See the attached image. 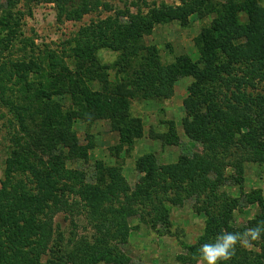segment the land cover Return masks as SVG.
<instances>
[{
  "label": "rangeland",
  "instance_id": "rangeland-1",
  "mask_svg": "<svg viewBox=\"0 0 264 264\" xmlns=\"http://www.w3.org/2000/svg\"><path fill=\"white\" fill-rule=\"evenodd\" d=\"M109 1L111 9L101 6L81 20L58 21L56 0H0V264H50L47 260L57 253L55 239L37 253L41 230L50 217L60 224L66 234L65 242L68 236L79 243L83 236L87 240L82 243L94 242V236L99 235L95 233L97 211H109L108 207L143 186L140 179L145 173L138 164L143 155H154L159 165H173L184 156L187 160L196 153L203 154L207 142L213 143L219 134L223 135L222 129L217 133L219 127L214 122L205 126L212 130L210 136L200 129L194 134L187 131L183 123L187 116L184 99L190 95L189 86L195 79L177 74L171 81L164 78L166 70L161 67L166 68L179 57L199 61L207 42L219 50L247 40L246 36L235 34L239 35V29L231 20H225L231 13L227 8L229 0H210L202 12L189 16L186 25L169 21L149 28L151 31L141 38L146 45L157 48V59L151 50L141 59L134 58L129 71L118 70L120 51L100 48L98 61L95 60L99 66H91L99 68L100 74L105 73L112 84L105 82L104 75L98 76L104 81L98 80L99 87L102 82L103 88L110 87L107 95L115 93L109 101L55 92L59 90L56 78L60 76L53 70L59 59L57 53L74 60L69 50L63 51V42L80 28L100 26L99 21L112 19L114 25L103 24L98 34L109 33L111 27L121 24L129 39L140 42L136 32L145 30L131 23L132 16L163 3L180 4L179 0ZM78 2L71 0L69 4ZM257 2L264 6V0ZM238 15L245 24L249 21L247 12L240 11ZM256 21L254 27H258ZM227 29L230 35L225 37ZM209 36L215 39L209 40ZM218 36L222 37L218 40ZM140 64L144 70H136ZM83 74L82 77L91 75L89 70ZM162 79L168 83L160 96L144 99L137 93L139 87L143 88L140 84L149 80L158 84ZM211 85L221 91L214 90L212 100L196 103L201 118L211 102L224 109L226 104L222 101L232 92L216 82ZM262 87L251 85L246 90L253 95L262 94ZM232 95L230 102L239 103ZM93 103L98 105L87 108ZM125 105L129 106L126 121L118 124L109 114ZM251 107L255 109V105ZM232 115L230 112L229 117ZM127 122L139 124L142 131L141 136L132 137V143H122L120 139L119 128ZM67 129L72 131L70 137H62ZM232 129L231 136L223 137L217 151L212 148L217 154L213 164H219L222 174L213 177L215 186L209 188H217L219 196L209 205L210 210L202 207L206 204L204 196L178 192L169 177L177 174L168 172L167 186L159 179L154 187L146 188L149 193L145 203L127 221L126 240H111L118 245L120 260L97 264H204L198 254L201 244L211 242L221 231L243 233L255 227L257 221H264V160L256 157L255 147L239 143L248 127L242 126L240 132L236 126ZM74 133L76 138L71 143ZM223 147L228 150L221 154ZM20 156L21 161L16 158ZM220 199L223 203L232 201L228 218L227 213L218 214ZM160 205L167 211L166 219L159 218ZM217 218L223 221L218 223ZM58 233L54 232L53 237ZM60 259L57 264H61ZM228 264H264V236L251 240L247 247L238 243Z\"/></svg>",
  "mask_w": 264,
  "mask_h": 264
},
{
  "label": "trees",
  "instance_id": "trees-1",
  "mask_svg": "<svg viewBox=\"0 0 264 264\" xmlns=\"http://www.w3.org/2000/svg\"><path fill=\"white\" fill-rule=\"evenodd\" d=\"M70 1L71 0H56L59 10L57 15L58 21H63L65 19L75 21L81 20L86 14L99 9L101 6L105 9L112 8L109 0H79L76 5L72 3L69 4ZM179 1L180 4L171 5L163 3L149 9L146 13L132 16L131 23L145 30L140 33L136 32L137 39H140V42L129 39L131 37L128 31L126 28L120 27L122 26L121 24L111 27L112 30L109 33L105 32L106 34H98L99 28H101L103 24H107L108 26L110 24L114 25L112 19L99 21L98 23L101 24L100 26L91 24L85 28H80L73 37L67 38V40L63 42L65 45L63 51L66 52L65 49L69 50L74 60H70L69 55V58L66 60L61 54L57 53L59 59H57L58 62L54 64L53 70L55 73L58 72L60 76L56 78L59 90L55 92L58 94H61V92H69L73 98L81 94L86 98L88 97L89 100L97 98L99 101L103 98L109 101L115 97V93H113V95H107L106 89L110 87L103 88L102 82L104 81L100 80L98 77L99 75H104L105 82L111 86L112 84L105 78V73L101 72L102 74H100L99 68H96L95 65L91 66V64L95 63L98 65V62L95 61L97 60L98 50L104 47L120 51L117 66L119 71L124 72L131 69V63L136 61L134 58L141 59L142 56L149 54L151 50V55H156L153 58L157 59V48L154 45H146L141 38L143 35L149 33L148 31H151L149 28H153L161 22L165 23L169 21H179L180 24L186 25L191 14L202 12L210 2V0ZM257 1L259 0H229L230 6L227 7L231 9V13H229V18L226 16L225 20H231V22L236 25V29H239V35L237 32H235V34L238 37L244 35L247 37V40L230 44V46L227 45L223 49L221 47L219 48L220 52L218 46L214 45V48L210 47L212 44L207 42L204 44L206 49H204L203 57H201L199 61H192L186 57H179L176 62L168 65L166 68L161 67L166 70L164 78L172 79L171 81L176 79L177 74L192 75L195 79L191 86H189L190 95L184 99L187 116L183 118V123L187 131L194 134L200 129L210 136L212 130L210 128L209 130L206 129L205 126L211 125L214 122V125L216 124V127H219L217 133L222 129V137L221 134H216L218 136L214 139L213 143L207 142L205 144L203 154L196 153L193 158H188L187 160L186 156H184L173 165H159L155 161L154 155H143L138 161L141 171L145 173L140 179L143 186H139L137 192H132L127 198L125 197V200L119 201L108 207L109 211L96 210L95 233H99V235L94 236L95 241L92 243H82L86 242L87 236L81 237L80 240L82 242L80 243L68 236V240L65 242L63 238H66V234L60 230V224H55L54 218L50 217L46 221L45 227L43 226L40 233V241L37 243V248L40 247L37 253H40L43 249L45 250V248L48 247L52 240L55 239L53 243L58 242L55 243L57 252L55 257L52 256L47 262L50 264H57L59 258H61L59 260L61 264H97L102 260L111 261L112 263L118 262V260H120V253L117 251L119 250L118 245L111 240H126L128 232L127 221L130 216L137 215L139 208L145 203L147 194L149 193L146 188L154 187L159 179L163 180L167 186L168 182L165 180L168 177L166 176L168 172H175L177 174L169 177L173 179L171 185H174L178 192L181 191V193L184 194L183 191H185L186 194L196 193L197 196H204L205 199L203 202L206 204L202 207L206 210H210L211 206L209 205H212L214 198L219 199V196L216 195L217 188L212 190H209V188L215 186L213 177L222 174L219 164H213L217 155L216 147L221 145L220 142L225 135L229 136L230 134L231 136L233 126L237 127L238 130L236 129V131L238 132H240L239 129H241L242 126L245 125L248 127L247 132L241 135L239 143L240 145L243 143L245 147H255L257 151L256 157L260 161L264 160V6H261ZM240 11H245L248 14L249 21L246 24L239 18L238 13ZM260 15H262V18H259ZM256 20L258 21V27L257 25H255V27L253 25V22ZM254 28H257L258 31ZM229 35L230 31L227 29L224 32V36L228 37ZM221 37L222 36H218L217 39L219 40ZM208 39L213 40L215 38L209 36ZM143 60L146 62L148 61L146 57ZM136 68L137 67H134V70ZM144 68V65L140 64L136 70L139 69L140 71L144 70ZM84 70H89L91 75L82 77L84 75ZM86 79H88V83ZM98 80L102 81L100 87ZM214 82L224 86L227 91L232 89V92L229 96L226 94L222 101V103L225 102L226 104L224 109L221 110L214 107V102H211V104L209 103L206 106L207 110L201 118L198 111H196V103H204L206 100H212L213 95H215L214 90L218 92L221 91L219 88L217 89V86L211 85V83ZM131 83H134V80H131ZM167 83L165 79H162L158 84H156L154 80H149V82L144 85L143 83L140 84L143 88L139 87L140 92L137 93L144 97V99L156 98L157 95L160 96L162 94ZM251 85L263 86L262 94L257 92V95H253L249 90L247 91V86ZM102 88L103 90H101ZM236 93H238V95H236ZM119 95L121 97L123 96V94ZM231 95L234 96V99L238 100L239 103H231ZM48 99L50 100L49 97ZM117 99H115V101H117ZM78 101V103L83 105V102H80L81 100ZM51 103H53L52 100ZM95 105H98V103L90 104V106L88 104L87 108L91 109V107H95ZM190 105L192 108H190ZM252 105H255V109L251 107ZM47 108H50V105ZM128 108L129 106L127 105L119 107L109 115L119 124V121H126L125 116L128 114ZM230 112H233V117H229ZM239 117H242V119H239ZM219 122H221V124L225 123V125L220 127L218 124ZM119 129L122 143H132V137H139L142 135L139 124L136 126L127 122L126 126ZM71 133L72 131L70 129L68 131L67 129V132H62V137L66 135L70 137ZM75 138L76 136L74 133L71 138V143H73ZM63 140L65 139L63 138ZM67 144L70 145L69 141ZM71 146L78 147L76 144H71ZM212 148L216 151L212 150ZM226 150H228V148L223 147L220 151L221 154ZM16 158L20 161L22 160L21 156ZM26 159L28 158L25 157L24 160ZM229 203H232V201L226 200L225 203H223L221 199L218 201L220 207L218 212L219 215H221L222 212L228 214L226 216L227 218L231 215L232 206ZM71 210L70 212L74 213ZM157 211L160 216L159 218L166 219L167 211L163 209L161 205ZM223 217L225 216H222L221 219H224ZM222 221L223 220L217 218L218 223ZM56 231H59V233ZM52 232L58 233V235L53 237ZM50 250L51 252L54 251L51 248ZM73 257H75V260Z\"/></svg>",
  "mask_w": 264,
  "mask_h": 264
},
{
  "label": "clouds",
  "instance_id": "clouds-1",
  "mask_svg": "<svg viewBox=\"0 0 264 264\" xmlns=\"http://www.w3.org/2000/svg\"><path fill=\"white\" fill-rule=\"evenodd\" d=\"M264 236V221H257L255 227L240 232L218 233L211 242H205L198 248L199 258L204 264H228L236 254V246L247 247L251 240Z\"/></svg>",
  "mask_w": 264,
  "mask_h": 264
}]
</instances>
